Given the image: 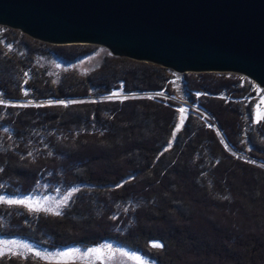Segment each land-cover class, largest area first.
Masks as SVG:
<instances>
[{
    "label": "trees",
    "instance_id": "obj_1",
    "mask_svg": "<svg viewBox=\"0 0 264 264\" xmlns=\"http://www.w3.org/2000/svg\"><path fill=\"white\" fill-rule=\"evenodd\" d=\"M0 30V196L33 193L48 166L59 168L56 186L76 188L58 215L0 202V237L41 251L109 241L151 264H264V166L236 154L264 162L247 78L106 55L53 82L43 56L68 64L95 47ZM113 93L144 94L99 98ZM177 99L206 115L180 118ZM56 254L16 252L0 264H88Z\"/></svg>",
    "mask_w": 264,
    "mask_h": 264
},
{
    "label": "water",
    "instance_id": "obj_2",
    "mask_svg": "<svg viewBox=\"0 0 264 264\" xmlns=\"http://www.w3.org/2000/svg\"><path fill=\"white\" fill-rule=\"evenodd\" d=\"M0 25L51 45L101 46L179 74L235 73L264 89V0H0ZM77 248L60 249L54 261L76 262Z\"/></svg>",
    "mask_w": 264,
    "mask_h": 264
},
{
    "label": "rangeland",
    "instance_id": "obj_3",
    "mask_svg": "<svg viewBox=\"0 0 264 264\" xmlns=\"http://www.w3.org/2000/svg\"><path fill=\"white\" fill-rule=\"evenodd\" d=\"M0 26H3V25H0ZM3 27H6V26H3ZM7 28L13 29L10 27H7ZM13 30H17V29H13ZM1 33L2 31L0 30V34ZM23 34L33 40H36L25 33ZM80 45H92V44H80ZM93 46L95 48L92 51V53L71 62L70 65H68L69 63L68 64L61 63V65L58 66L59 59H57L54 55H51V54L43 56L39 64L47 68V73L52 78L53 82H58L61 79L62 73L67 70H73L78 73H86L96 68L100 64L104 56L106 55L113 56L109 53V51L106 48L97 46V45H93ZM116 57H120V56H116ZM121 57L127 58L124 56H121ZM127 59H130V58H127ZM134 61H137V60H134ZM137 62L151 63V62H144V61H137ZM151 64H155V63H151ZM155 65H158V64H155ZM158 66H161V65H158ZM188 73H211V72H188ZM249 82H250L249 91L255 92V96L251 97L250 100L254 102L253 112H252V122L256 123L259 120H264V89L258 88L257 85L252 81H249ZM141 94H144V93H134V94H120L119 93L118 96L113 95V94H105V95H101L99 98L100 99H112V98L122 99L126 95L127 96H131V95L142 96ZM153 95H159V96L166 97V95L161 94V93H154ZM177 101L181 103L182 105L188 106V108L182 114H185V115L190 114L192 113V111L195 110L199 113H202L203 115H206V113L195 104L188 103L181 99H177ZM228 148L232 151L231 147L228 146ZM236 154L246 157L247 159H250L254 161L255 163H258L264 166V162L256 161L255 159L251 158L249 155H245L242 153H236ZM58 171H59L58 167L48 166L41 174L40 180L35 190L33 191V193L29 195H24V196L23 195L22 196H0V198H2L0 199V202L8 203L7 201L9 200L35 201V202H39V204H42L43 207L40 208L39 210H35L36 208L35 204L33 205L32 209H30L26 204H21V205L27 207L30 210L43 211V212L50 213V214H55L56 212H60L62 207L65 206L69 202L76 188L64 189V188H60L59 186H56L53 182V176ZM45 209H52V211H46ZM0 242H5V243L0 244V252L3 253L0 255L22 252V253L31 254L39 258H50L52 254L58 253L57 252L58 250L57 251L56 250L55 251L54 250L53 251H50V250L41 251L37 248H33L31 243L28 242L27 240L16 238V237H6V238L0 237ZM7 242H13V243H7ZM24 245H27L28 247L25 248ZM96 248L100 250L99 252L102 254L101 257L96 258L97 254L92 251H89L90 253L88 254V256L91 254L90 257H85L84 256L85 253H83L85 249H82V248H77L73 257H75L77 260H83L81 262L87 261L84 263H88V264H151V263L139 262L140 260L138 261V259L134 260V259L129 258L128 254L125 251L127 248L120 247L109 241H105L101 243ZM36 253H39L40 255H36ZM134 255H136V253H134ZM56 263H59V262H56ZM70 263H73V262H70Z\"/></svg>",
    "mask_w": 264,
    "mask_h": 264
},
{
    "label": "snow or ice",
    "instance_id": "obj_4",
    "mask_svg": "<svg viewBox=\"0 0 264 264\" xmlns=\"http://www.w3.org/2000/svg\"><path fill=\"white\" fill-rule=\"evenodd\" d=\"M25 95H27V93H25ZM113 95L118 96L119 93H113ZM110 98V97H109ZM126 98V97H125ZM0 103H3V101H0ZM51 103V102H49ZM59 103L63 104L64 101H60ZM68 103H74V101H69ZM26 106V105H25ZM181 111H183V109H181ZM174 138H175V134H174ZM2 199V198H0ZM9 204H26L30 209H32L33 205H36L35 210H39L40 208L43 207L42 204H39V202H35V201H28V200H9L7 201ZM46 211H52V209H45ZM55 214H59V212H56ZM5 243V242H0V244ZM7 243H13V242H7ZM25 248H27V245H24ZM154 247H162V245L156 243L154 244ZM92 251L94 252H99V249H93ZM0 254H3L2 252H0ZM36 255H40L39 253H36ZM62 255H68V253H63ZM136 259H139L138 257Z\"/></svg>",
    "mask_w": 264,
    "mask_h": 264
}]
</instances>
